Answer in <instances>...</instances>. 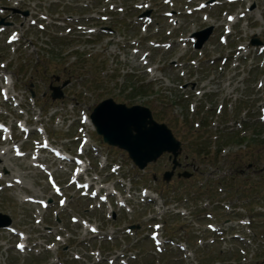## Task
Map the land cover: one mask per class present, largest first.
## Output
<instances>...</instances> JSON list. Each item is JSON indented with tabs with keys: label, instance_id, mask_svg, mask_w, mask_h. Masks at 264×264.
Wrapping results in <instances>:
<instances>
[{
	"label": "rangeland",
	"instance_id": "1",
	"mask_svg": "<svg viewBox=\"0 0 264 264\" xmlns=\"http://www.w3.org/2000/svg\"><path fill=\"white\" fill-rule=\"evenodd\" d=\"M227 1L0 0L7 23L0 26V120L14 130L13 142L10 126L0 133V213L32 247L17 251L18 236L0 230V264H264V0ZM201 2L208 4L203 11ZM147 10L150 23L139 19ZM209 29L197 50L190 38L204 39ZM14 32L20 38L8 44ZM65 83L63 99L53 101L51 88ZM107 99L149 109L182 143V168L170 183L163 179L173 167L167 154L140 171L96 134L90 116ZM19 120L31 133L21 132ZM44 131L74 156L80 139L91 138L86 165L88 176L104 183L99 197L69 185L73 163L45 153L37 164L55 171L63 196L53 194L47 175L31 166ZM16 141L28 153L23 158L11 150ZM183 169L193 177L177 178ZM246 216L253 236L234 240L230 221ZM156 225L165 239L160 253L149 237ZM130 226L136 229L127 233Z\"/></svg>",
	"mask_w": 264,
	"mask_h": 264
},
{
	"label": "water",
	"instance_id": "2",
	"mask_svg": "<svg viewBox=\"0 0 264 264\" xmlns=\"http://www.w3.org/2000/svg\"><path fill=\"white\" fill-rule=\"evenodd\" d=\"M211 29L204 39L199 33L198 48L208 39ZM259 45V41H253ZM67 84H63L65 87ZM62 87L51 88L52 99H62ZM91 121L97 134L103 137V142L117 147L129 154L130 159L140 170H144L149 163L156 162L164 153L171 154L173 168L164 175V180L171 181L178 164V156L182 152L181 143L174 137L171 130L164 124L157 123L149 109L141 106L127 107L116 104L112 99L100 103L91 115ZM189 178V173L179 177ZM11 224V219L0 214V228Z\"/></svg>",
	"mask_w": 264,
	"mask_h": 264
},
{
	"label": "bare ground",
	"instance_id": "3",
	"mask_svg": "<svg viewBox=\"0 0 264 264\" xmlns=\"http://www.w3.org/2000/svg\"><path fill=\"white\" fill-rule=\"evenodd\" d=\"M9 153V149H6L5 152H3V154H8ZM1 158V157H0Z\"/></svg>",
	"mask_w": 264,
	"mask_h": 264
},
{
	"label": "trees",
	"instance_id": "4",
	"mask_svg": "<svg viewBox=\"0 0 264 264\" xmlns=\"http://www.w3.org/2000/svg\"><path fill=\"white\" fill-rule=\"evenodd\" d=\"M232 133H228V136L231 135ZM234 136V135H233ZM222 149V148H221Z\"/></svg>",
	"mask_w": 264,
	"mask_h": 264
},
{
	"label": "flooded vegetation",
	"instance_id": "5",
	"mask_svg": "<svg viewBox=\"0 0 264 264\" xmlns=\"http://www.w3.org/2000/svg\"><path fill=\"white\" fill-rule=\"evenodd\" d=\"M188 166V165H187ZM185 169V168H184Z\"/></svg>",
	"mask_w": 264,
	"mask_h": 264
}]
</instances>
